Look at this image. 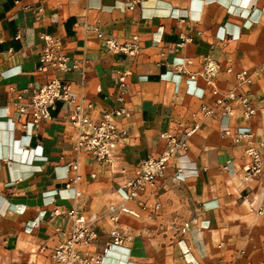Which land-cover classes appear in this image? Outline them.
<instances>
[{"label": "crops", "instance_id": "obj_1", "mask_svg": "<svg viewBox=\"0 0 264 264\" xmlns=\"http://www.w3.org/2000/svg\"><path fill=\"white\" fill-rule=\"evenodd\" d=\"M95 27L120 42L138 36L140 53L109 51ZM41 33L61 38L64 52L81 69L39 72ZM207 59L221 66L213 78L220 96L232 91L246 96L255 115L244 116L237 103L228 115L215 104L202 74ZM263 61L264 0H0V264H54L53 251L72 231L73 209L97 232L81 250L103 252L110 241L111 207L121 205L139 216L120 215L129 257L114 250L119 258L107 264H189L182 247L199 264L264 259V214L257 213L264 208V168L249 179L243 171L246 148L264 140V71L240 88L235 78ZM180 62L196 73L195 81L177 73ZM123 72L130 75L120 102ZM54 77L93 100L95 119L106 109L129 110V118L116 120L129 133L112 168L73 150L77 131L63 102L50 120L25 134L9 87L22 91ZM203 104L214 109L212 116L202 114ZM196 124L199 129L187 137ZM225 130H250L252 137L235 143ZM164 132L187 140L189 148L170 159L165 176L141 197L159 202V209H142L137 201H124L117 188L141 160L163 152ZM74 160L81 175L75 198L61 179ZM180 169L188 174L184 179L176 178Z\"/></svg>", "mask_w": 264, "mask_h": 264}, {"label": "built area", "instance_id": "obj_2", "mask_svg": "<svg viewBox=\"0 0 264 264\" xmlns=\"http://www.w3.org/2000/svg\"><path fill=\"white\" fill-rule=\"evenodd\" d=\"M93 29L97 33L98 38L103 41L105 48L111 52L136 56L141 51L139 38L136 35L131 36L124 42H120L113 37L105 36L97 27ZM40 41L41 48L37 68L39 72H71L81 69L79 61L71 60L64 52V44L61 38L49 33H41ZM220 67L212 60L207 59L202 71L207 84L212 88L215 104L221 106L228 115L234 114V103H237L242 108L244 116L251 117L255 115L256 110L246 96L235 91L229 92L223 97L220 96L219 90L213 81ZM175 68L177 73L184 75L187 81L193 82L196 80V73L189 72L185 68L184 62L175 64ZM227 71L232 72V69L228 68ZM263 71L264 61L252 73L246 71L236 72L237 88L252 83L254 77ZM129 75L130 72H123L119 76L118 82L122 89L121 95L118 97L120 102L123 101L126 93L127 77ZM9 91L11 93L10 105L18 113L25 134L32 135L37 128L50 120L52 118L51 111L55 109L57 102H63L67 120L77 131L76 136L73 138V150L77 154L91 156L101 166H109L111 168L116 160L119 159L117 154L118 147L127 138L129 132L126 127L119 126L116 120L130 117L131 114L125 107L103 110L100 116L95 119L92 117L93 100L84 94L73 93L69 82L56 77L42 81L38 85H31L22 91L10 86ZM201 112L204 116H212L214 109L203 104ZM198 129L199 125L196 124L186 133L187 137H190ZM224 135L232 138L235 143H239L244 139L251 138L252 132L250 130H237L235 132L225 130ZM161 138L165 141L163 152L158 157H148L141 160L132 175L127 177L123 184L117 188L118 195L124 201H137L142 209L150 207L153 210L159 209V202L149 204L147 201L142 200L141 197L146 195L165 176L170 159L175 155L185 153L189 148L187 140H182L172 133L164 132L161 134ZM32 150L35 149L32 148ZM41 153H36L34 156L40 157ZM245 156L248 158V163L243 167L245 179L261 174L264 168V140L258 143L251 142L245 150ZM230 171L234 172V169L230 168ZM79 172V163L74 160L65 166V173L61 177L65 182V189L73 190V198L80 195L77 190V184L81 179ZM184 172L185 170H178L176 178L184 179L188 175L184 174ZM123 173H125V170H123ZM92 176L94 177V175ZM110 213L112 222V228L109 233L110 241L103 252H92L90 250H81V248L90 246L96 240L97 232L86 222L84 215L80 214L76 209L71 210L73 228L66 241L53 251L54 264H107L108 259L119 258L112 254L114 250H119L122 257L128 252L127 257H129L130 249L125 245L126 238L119 231L118 223L122 213H131L135 216H139V214L124 205L120 207L112 206ZM257 213L264 214V208L258 209ZM34 226L35 222L27 224L26 229L31 231ZM188 227V224H186L183 227V231ZM182 242L181 240L180 243ZM182 252L187 263L199 264V261L191 256L188 248L182 247ZM241 253L243 254L244 252L242 251ZM251 264H264V259Z\"/></svg>", "mask_w": 264, "mask_h": 264}, {"label": "bare ground", "instance_id": "obj_3", "mask_svg": "<svg viewBox=\"0 0 264 264\" xmlns=\"http://www.w3.org/2000/svg\"><path fill=\"white\" fill-rule=\"evenodd\" d=\"M23 155V154H22ZM31 166V165H30Z\"/></svg>", "mask_w": 264, "mask_h": 264}]
</instances>
